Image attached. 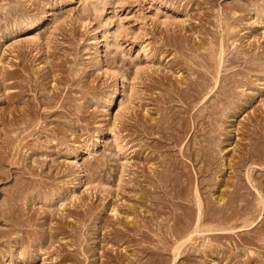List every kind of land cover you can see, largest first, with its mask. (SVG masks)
<instances>
[{"label": "rangeland", "instance_id": "rangeland-1", "mask_svg": "<svg viewBox=\"0 0 264 264\" xmlns=\"http://www.w3.org/2000/svg\"><path fill=\"white\" fill-rule=\"evenodd\" d=\"M232 10L237 14L233 15ZM222 49L233 62H225L220 75L228 74L238 81L234 99L232 103H226L229 104L226 107L237 104L244 107L237 116H233L230 109H224L216 121L219 129L214 133L207 132L217 138L214 140L216 145L213 142L207 146L209 144L205 142L210 151L205 168L210 169H206L205 174L207 194L203 190L200 193H204L205 198L209 196L215 204L217 201L212 197L215 192L220 196L222 192L232 190V184L237 182L236 173L245 175L250 164L241 163L242 168L236 167L239 170L236 173L234 168L227 166L230 162L234 167L240 163L241 154L250 146L251 134L248 132L256 127L260 129L259 125L264 124V0H218L206 4L203 0H0V79L12 71L19 78L7 84L26 85L28 82L24 80L31 77L38 81L41 97H46L48 104L55 103L51 107L39 106L36 108L40 109L39 120L29 122L30 118H25L17 131L12 130L9 123L24 104L23 100L7 102L5 99L10 94L18 95L21 89L10 87L4 91L0 88V116L4 112L3 121L8 122L4 125L0 120V168L1 173L5 170L11 175L0 178V208H5L9 199L15 202L16 198L10 192L23 187L22 192H15L16 209L25 212L22 213L26 219V226L21 227L24 235L14 236H22L21 243L0 244V254L7 251L5 260L11 253L14 256L12 262L8 261L10 264H113L114 260L126 256L133 261L144 259V263L155 257L157 264L165 260L163 264H187L186 261L188 264H264V212L256 213L262 217H259L262 222L258 220V229L238 230L222 237V234L214 237L207 233L205 228L210 229L214 223H206L202 229L207 236L201 229V235L193 234L194 239L182 246L176 261L177 253L172 251L177 242L176 231L169 229L173 234L170 231L167 237L172 242L165 243L163 232L143 227L157 223L152 213L158 206L164 213L158 221H162V217H171L176 206L180 208L179 212L183 208L187 210L185 205L189 206L181 200L188 193L184 191L186 193L180 195L178 189L171 192H177L173 199L161 200L158 206L151 204L148 197L155 190L152 187L155 178L151 179V174L155 170L157 173L162 171L158 165L164 156L172 160L171 163H181L182 168L185 165L182 176L185 180L181 178L185 185L189 175L194 177L191 185L198 184L197 168L183 154L191 141L194 142L192 135L196 122L190 120L192 132L182 148L170 139L164 140L163 133L152 129L158 119L166 116L163 112H167V106L159 104L160 96L165 95L170 83L180 86L178 80L183 74H191L193 78L196 73H205L206 69L198 64L201 58L205 62L209 60L210 71L213 70L208 76L213 78ZM214 92L215 89L208 99ZM53 94L58 96L57 100L51 97ZM49 97L52 99L47 101ZM23 99L36 102L38 95L35 90H29ZM183 106L179 101L171 104L176 113H181ZM197 110L194 109L191 116L198 113ZM172 133L176 131L172 130ZM31 165L38 169L34 174L28 168ZM258 167L254 166L256 174ZM261 172L257 174L259 182L264 181ZM213 183H220L225 188L217 192ZM25 188H29V193L23 190ZM33 190L52 200L42 199V202L39 197H33ZM157 191L164 193L161 189ZM247 192L249 189L241 191L248 196L246 199L243 194L244 203L251 201L256 205L257 190L251 189V197ZM191 194L193 197L194 193ZM114 208L117 211L111 212ZM134 216L138 218V224L131 223ZM105 222H109L106 228L103 227ZM0 226L10 229L4 223ZM192 226L188 229L190 232L195 231V225ZM132 227L144 228L154 241L138 242L131 232ZM153 227L156 229L157 226ZM58 228V232L64 231V234L59 233L51 242L45 243L44 236ZM127 228L129 231H125ZM119 231L128 239H134L128 243L126 238L118 243L111 236ZM204 237L208 238L206 245ZM93 247L94 250L90 249ZM249 250L255 252V256ZM104 251H108L107 256L103 255ZM157 252L164 256L160 257ZM63 256L66 263L60 261Z\"/></svg>", "mask_w": 264, "mask_h": 264}, {"label": "bare ground", "instance_id": "bare-ground-1", "mask_svg": "<svg viewBox=\"0 0 264 264\" xmlns=\"http://www.w3.org/2000/svg\"><path fill=\"white\" fill-rule=\"evenodd\" d=\"M205 1V4L206 3H212V2H217L218 0H203ZM234 9V8H233ZM232 13L233 15H236L237 12L236 11H233L232 10ZM232 45V44H231ZM248 54V53H247ZM221 57H220V64L219 66L217 67L218 69H215L217 71L214 72V76L213 78H210V76H208L209 72L210 74L212 73L211 71L213 70V66H211L212 70L210 71V67H209V60L208 62H205V60L203 58H201V61L198 62V64L200 66H202L203 68L206 69V72L204 73L202 71V73H196L195 71H192V72H195L197 74L196 77H191V74H183L182 76V79L181 80H178V84L180 86H175L173 84H169V87H168V90L167 88L165 89L166 92L165 95L163 96H160L162 97L161 98V102H159V104L161 103L162 105H166L167 107H165L166 111L167 112H163L166 116H162V118L158 119L157 121V124H153L155 126H153V131L157 132L156 130H158L159 132L163 133L165 136L164 137V140L165 138L167 139H170L169 141L171 142H174V145H177L179 147L182 148V144L184 141H186L185 139L189 136V133L190 131L192 132V124L190 123V120H194L193 122H196L195 123V127H194V135H192V137L194 136L195 138H198L195 140L194 138V142L193 140L191 141V144L188 146V149H186L185 152H183L184 154V157H187L189 159H191L194 164H195V167L197 168L196 169V173L198 174V184L195 186H193V184L191 185V183H193V179L194 177L192 175H189V179L187 180V184L185 185V183L183 182V179L182 176H183V169L185 168V165H184V168H182V166L180 167L181 163L179 164H174V163H171L169 159L165 158L164 156V159L161 160L160 164L158 165V167H162V171H159L158 173L155 172L157 170H153V174H151V176H153V178L151 179H154V184L152 185V187L154 186V191H152V195L150 194V196L148 197L151 201V204L153 203L154 206H158L159 204L157 203H160V201L162 200H167L168 201V197H171L173 199V196L176 197V194L174 195V193H177V192H174L173 194H171L172 191H176L177 189L180 191L179 194L181 195L184 191H186L188 194H185V198L183 197V199H181V197H178L177 195V198H180L181 200L185 201L186 203H189V206L185 205V207H187V210L185 208H183L184 210L179 212V207L176 206L175 209L172 210V216L171 217H167L166 218H163L162 217V221H164V223L162 221H158L160 218H161V211L158 207L154 208V211L155 213H152L153 215V219H156L157 220V223H153V225H156V229L153 227V225H149L148 223V226H143L144 228L150 230V231H158L159 233L163 232L164 233V237L162 238L163 241L166 242H169L171 240H169V238L167 237V234L172 231V234H173V230H170L169 229H174L175 234H176V243L175 244V247L172 249V251H175L177 254H175V258L174 260L176 261V259L178 260L177 258V255L179 256V251L180 249L182 248V246L184 244H186L187 242H191L192 241V238H193V234H202L204 233L205 231H203L204 229V225L206 223H209L210 221L214 223L213 227H210L209 228H205L206 232L207 233H212L213 236L215 237L217 234H222L221 237L223 236V234H228L231 232V234H233L232 232H238L239 231H252V230H255L257 227H258V220H259V217H261L260 215L262 214V212H264V181L262 180V182H259V178L257 176L258 173H260L261 171H264V154L262 153V151L264 152V149L262 148V142L264 141V124H260L259 127L260 129H258L256 127V129L254 128L250 130V132H248L250 135V140H249V145L250 146H247L249 147V149H246V152L244 154H241L240 156V163L237 164L235 167L234 165H231V162L230 164L227 166L229 167L230 169L234 168L233 172H238L239 170H237L236 167H239V168H242L241 166V163L242 164H250V165H247L249 166L247 169H245L246 173H245V177L241 174L239 176V172L236 173V183L232 184V187L233 189L232 190H226L224 192H222L220 194V196H217L216 195V192L212 195L213 198H215V200L217 201L216 204L212 201V199L210 200L209 199V196L207 198H205L206 196H204L202 193H200L202 190L203 192L205 191V188L207 189V187H205V175L206 174V169L209 171L208 168H205V162H206V157L209 158V155L208 153H210V151L208 152V147L207 146H210V144L212 145V143L214 142V140L217 138L215 136V139L214 137L212 136H209L207 134V132L209 133H214L217 131V124H216V121L218 120V117L220 115H222L224 113V109L225 111L227 109H230L232 111L231 114H233V116H237L239 111L241 110V107L243 106H239L238 104L235 105L234 107H231V108H227L226 106L229 105V104H226V103H232V99H234V94L235 93V89L237 87L236 83L238 82L237 80L233 79V78H230L227 75L225 74H222V76L220 75L221 73V70L220 69L222 67V65L226 62L230 63L229 61H232L233 59H230V58H227V55H226V51L225 49H222L221 50V53H220ZM196 56V55H195ZM200 58V56H199ZM235 58V57H234ZM237 59H239L238 57H236ZM242 59V58H241ZM207 60V59H206ZM219 61V59H218ZM233 62V61H232ZM196 63V62H195ZM217 64H215L216 66ZM231 65V64H230ZM204 69V70H205ZM226 69V68H225ZM194 70V69H193ZM228 70V69H227ZM8 71V70H7ZM200 72V70L198 71ZM8 74H6L4 77H2V79H0V88H2L4 91H6L8 88L10 87H18L21 89L20 93L18 95H14V94H10L8 96H6V101L7 102H16V101H19L23 102L24 104V107L23 109H20V110H17L16 113L14 114V118L11 120V122L9 123V129L11 127H13L14 129L12 130H16L19 128L20 124L24 123V119L28 117L30 118V120H28L29 122H32L34 119L36 120L37 116L40 115L39 111L40 109H36L38 108L39 106L40 107H43L45 105L47 106H54L53 103L51 104H48V102H46V97H41L42 96V93L41 95L39 94V90H40V87H39V84H38V81H33L32 78H26L24 81H27L28 83L25 85L23 84L22 81L20 83L18 82H13L11 84H7V82H9L10 80H16L19 78V75L18 74H13L12 71L10 72H7ZM194 73V74H195ZM219 75L221 76V79L219 77ZM193 76V75H192ZM47 79V78H46ZM50 80V79H49ZM165 81V80H164ZM214 81V83L212 84L211 82ZM168 82V81H166ZM244 82V81H243ZM174 83V82H173ZM241 83V82H240ZM238 83V84H240ZM245 83V82H244ZM153 84V83H152ZM163 84V83H162ZM162 84L160 83V86H162ZM168 84V83H167ZM157 85V84H156ZM166 85V83H165ZM183 85H185L184 87H182ZM164 86V85H163ZM219 86V87H218ZM243 86V85H241ZM165 87V86H164ZM218 87V88H217ZM217 88V89H216ZM43 89V88H42ZM215 89V92L214 94L208 99V96L209 94H212V92L214 91ZM29 90H35V92L37 93L38 95V99L36 102H33L31 100H25L23 98H25V96H27V91ZM44 90V89H43ZM49 90V89H48ZM2 91V90H0ZM42 91V90H41ZM57 94V93H56ZM22 96L21 98H19L18 96ZM46 95V94H45ZM44 96V95H43ZM51 96V95H50ZM48 97V95H47ZM53 99L55 98L56 100L58 99V96H56L55 94H53V96H51ZM51 97H49V99L47 101H49L50 99H52ZM159 100V99H158ZM249 100V99H248ZM5 101V102H6ZM53 101V100H52ZM51 101V102H52ZM175 101H179L181 102L184 106L182 107V111L181 113H183V115H180L181 113L180 112H174V110H172V107H171V104L172 102H175ZM249 102V101H248ZM244 103V102H243ZM246 103V101H245ZM66 104V103H65ZM67 105V104H66ZM161 105V106H162ZM163 105V107H164ZM175 105V104H173ZM201 105V106H200ZM250 105V104H248ZM46 106V107H47ZM223 106L225 108H223ZM39 107V108H40ZM65 107V105L63 106ZM67 107V106H66ZM244 107V106H243ZM242 107V109H243ZM17 108V107H16ZM196 108H198V113H195L194 115L191 116V112ZM164 109V110H165ZM178 111V110H177ZM242 111V110H241ZM4 112L1 113V116H0V120H4ZM156 116V115H155ZM230 118V117H229ZM38 119V118H37ZM32 120V121H31ZM34 120V121H35ZM39 120V119H38ZM154 120V119H153ZM220 120V119H219ZM261 121V120H260ZM263 121V120H262ZM7 121H3V124L6 125L8 124V122L6 123ZM27 122V121H26ZM25 122V123H26ZM220 122V121H219ZM232 122V121H231ZM218 123V122H217ZM28 123H26L27 125ZM191 124V125H190ZM217 125V126H216ZM220 125V124H219ZM11 126V127H10ZM30 127L31 124H29ZM28 126V127H29ZM146 126V125H145ZM152 126V125H151ZM213 126V127H212ZM256 126V125H255ZM8 127V126H7ZM253 127V126H252ZM22 128V127H20ZM25 128V127H24ZM27 128V127H26ZM208 128V129H207ZM147 129V128H146ZM148 129H150V127H148ZM147 129V130H148ZM27 130V129H26ZM171 131V132H166V131ZM172 130L176 131V133H172ZM240 130V129H239ZM166 133V134H165ZM168 133V136H166ZM248 134V135H249ZM161 138H163L161 135H160ZM160 138V139H161ZM159 139V140H160ZM166 139V140H167ZM191 139V138H190ZM162 141L163 143L166 142V141ZM13 141V140H12ZM218 141V140H217ZM161 142V141H160ZM189 142V141H188ZM205 142L209 145L205 146ZM159 143V142H158ZM215 145H216V142H214ZM165 144V143H164ZM163 144V145H164ZM167 144V143H166ZM247 144V143H246ZM161 145V143L159 144V146ZM196 145V146H195ZM214 145V144H213ZM173 146V145H172ZM168 147V146H166ZM165 147V148H166ZM170 147V146H169ZM212 147V146H211ZM214 147V146H213ZM245 147V146H244ZM158 148V147H157ZM163 148V147H162ZM172 148V147H170ZM180 148V149H181ZM234 148V147H233ZM168 149V148H167ZM173 149V148H172ZM213 149V148H211ZM236 149V148H235ZM263 149V150H262ZM170 150V149H169ZM218 150V149H217ZM172 151V150H170ZM176 151V150H175ZM233 151V149H232ZM238 151V150H236ZM178 152V151H176ZM174 153V152H173ZM212 153H215V152H212ZM238 153V152H237ZM164 154V153H163ZM166 155H170L169 152H167ZM219 155V154H218ZM2 156V155H0ZM34 156V155H33ZM161 156V155H160ZM175 156V155H174ZM163 157V156H161ZM170 157V156H169ZM213 156H211L210 158H212ZM214 158V157H213ZM33 159V158H32ZM171 159V157H170ZM216 159V158H215ZM252 159V160H251ZM34 160V159H33ZM174 160V159H173ZM177 160V159H176ZM210 160V159H208ZM3 161V159H1V162ZM36 161V160H35ZM33 161V162H35ZM226 161V160H225ZM37 162V161H36ZM176 162V161H174ZM211 162H212V159H211ZM40 163V162H39ZM209 163V162H207ZM206 165H209L207 164ZM222 163V162H221ZM233 163V162H232ZM235 163V162H234ZM18 164V163H17ZM183 164V163H182ZM212 164V163H210ZM253 165V167L251 166ZM189 165H187L188 167ZM211 166V165H210ZM220 166V165H219ZM246 166V167H247ZM254 166H259L260 169L257 170V174H256V168H254ZM222 167V165H221ZM245 166L243 165V168ZM258 167V168H259ZM31 174H34L38 169L37 167H35L34 165L32 166H29L28 167ZM257 168V169H258ZM11 169V168H10ZM27 169V168H25ZM154 169V168H153ZM158 169V168H156ZM227 169V168H226ZM217 170V169H216ZM19 171V170H18ZM25 171V170H24ZM221 171V170H220ZM244 171V170H243ZM244 171V172H245ZM5 173H1V168H0V178H3L5 179L6 177L10 176V173H6V171L4 170ZM23 172V171H22ZM228 173V172H226ZM230 173V172H229ZM242 173V172H241ZM263 177H264V173L261 172ZM12 174V173H11ZM185 174V175H186ZM209 174V173H207ZM184 175V176H185ZM210 175V174H209ZM208 175V177H210ZM259 175V174H258ZM213 176V175H212ZM211 176V177H212ZM149 177V176H148ZM207 177V178H208ZM262 177V176H261ZM260 177V179H261ZM183 180H182V179ZM187 178V177H186ZM214 178V176H213ZM220 178V177H219ZM209 180V179H208ZM211 180V179H210ZM215 180V179H214ZM152 181V180H151ZM150 181V182H151ZM152 181V182H153ZM207 182V181H206ZM182 183V184H181ZM149 184V183H148ZM196 184V183H195ZM214 184V183H213ZM207 185V184H206ZM208 185H211V183ZM207 185V186H208ZM215 185V184H214ZM150 186V185H149ZM18 187V186H17ZM212 187V186H211ZM217 187V192H219L218 190H220L221 188L223 189L224 186L221 187V184L218 183L215 185V188ZM23 188V187H22ZM22 188H19L17 189V191H14L17 192V193H20V191L22 190ZM225 188V187H224ZM230 188V186L228 187ZM255 189L257 190V196H258V203H256V205H252V202L248 201V200H251V198H249L247 201L248 203L245 204L244 202H246V194L244 193H241L242 190H248L251 192V189ZM29 188H25L23 189L24 191L26 190L28 193L29 191L27 190ZM36 189V188H35ZM150 189V188H149ZM157 189H161L163 190L164 193L160 192L163 196L160 195V193H157ZM221 189V190H222ZM152 190V188H151ZM36 191V192H35ZM195 191V192H194ZM13 192V191H12ZM22 192V191H21ZM184 192V193H186ZM191 192L194 193L193 197H192V194ZM209 192V191H208ZM211 192V191H210ZM244 192V191H243ZM249 192V193H250ZM253 192V190H252ZM11 193L10 192V195L12 194L14 197L13 198H16L14 199L15 202H13L11 199L7 200V203L5 206V208H0V223H4V225L8 226L6 228H9V230H6V229H2L0 228V244H3V243H11V246H12V242L14 241V245L15 244H18L19 242L21 243V240H20V237L22 236H18L17 237H14L15 235H18L21 233L23 234L24 233V230L22 229L25 224V220L24 219V215L23 213L25 212H21V211H18V209H16V202H17V195L16 193ZM26 193V192H25ZM35 197H39V199L42 201V199L45 201V200H48V201H51L52 199L51 198H47L46 196L47 195H43L42 192H39L37 190H33L31 192ZM149 193V192H148ZM147 193V194H148ZM151 193V192H150ZM206 193V191H205ZM248 193V192H247ZM248 193V194H249ZM23 194V193H22ZM168 194V195H167ZM207 194V193H206ZM210 194V193H209ZM243 194L245 195L246 199L243 198ZM247 194V195H248ZM251 194V193H250ZM249 194V195H250ZM253 194V193H252ZM154 195V196H153ZM254 195V194H253ZM54 196V195H53ZM148 196V195H147ZM192 197V198H191ZM251 197V195H250ZM60 198V197H59ZM170 199V198H169ZM245 199V201H244ZM255 199V198H254ZM34 200V198L32 199ZM63 200V199H62ZM253 200V199H252ZM19 201V200H18ZM37 201V200H36ZM42 201V202H44ZM148 201V200H147ZM33 202V201H32ZM61 202V198H60V201ZM145 202V201H144ZM171 202V201H170ZM177 202V201H176ZM47 203V201H46ZM173 203V202H172ZM171 203V204H172ZM48 204V203H47ZM61 204V203H60ZM62 204L63 201H62ZM179 204V203H178ZM181 204V203H180ZM194 207H193V205ZM50 205V204H49ZM163 205V204H162ZM51 206V205H50ZM170 207V206H169ZM174 207V206H173ZM181 207V206H180ZM183 207V206H182ZM116 212L117 209L115 210H111V212ZM169 212V211H168ZM260 215H257L256 213H258ZM74 212H72L71 215H73ZM115 214V213H113ZM142 214V213H141ZM164 213H162L163 215ZM171 214V213H170ZM118 216V215H117ZM53 218V217H52ZM262 218V217H261ZM102 219V218H101ZM105 220V219H104ZM103 220V221H104ZM132 224H138V218L136 216H134L133 220H131ZM151 222V221H150ZM173 222V223H171ZM259 222H262L259 220ZM107 223L109 222H105V226H103L104 228L107 227ZM23 224V225H22ZM101 224V223H100ZM195 225V230L194 232H190L188 229L192 226V225ZM130 225V223H129ZM264 225V224H262ZM26 226V225H25ZM109 226V224H108ZM128 226V224H127ZM134 226V225H133ZM137 226V225H135ZM1 227V226H0ZM18 227V228H16ZM22 227V228H21ZM193 227V226H192ZM262 227V226H261ZM4 228V227H3ZM103 228V229H104ZM126 228V227H125ZM144 228H137V227H132L130 229H132L131 232H133V234L135 236H137L138 238V242L142 241V240H153L152 236L148 235V233L143 230ZM203 228V229H202ZM191 229V228H190ZM203 231H201V230ZM258 229V228H257ZM57 231L55 232H49L47 233L44 237H45V240H43L44 242L47 241V242H51L52 239H54L60 232H58L60 229H56ZM129 231V229L127 228L125 231ZM189 231V232H188ZM202 233H201V232ZM101 232V231H100ZM108 232V231H107ZM112 232V231H111ZM116 232V231H115ZM157 232V233H158ZM205 232V235L207 236ZM247 232L245 234H247ZM64 234V231L62 232ZM60 233V234H62ZM241 233V232H240ZM239 233V234H240ZM264 233V232H263ZM59 234V235H60ZM238 234V235H239ZM244 234V233H243ZM261 234V233H260ZM24 235V234H23ZM58 235V236H59ZM100 235V234H99ZM107 235V234H106ZM171 235V234H170ZM236 234V236H238ZM131 236V235H130ZM173 236V235H171ZM218 236V235H217ZM225 236V235H224ZM232 236V235H231ZM235 236V235H234ZM104 237V236H103ZM112 238H114L116 241H119L118 243L123 242V240H126V238L128 239L129 237H125L120 231L119 233H116L113 236H111ZM170 237V236H169ZM209 237V236H208ZM212 237V236H210ZM209 237V238H210ZM228 237V236H226ZM110 239V237H108ZM111 238V239H112ZM133 238V237H132ZM131 238V239H132ZM172 238V237H170ZM219 238V237H218ZM257 238V237H256ZM262 238V237H260ZM131 239H128V243L129 241H131ZM134 239V238H133ZM194 239V238H193ZM103 240H105V237L103 238ZM174 240V238H173ZM204 240H205V245L207 244L208 242V238L204 237ZM34 241V240H33ZM76 241V240H75ZM101 241H102V238H101ZM112 241V240H111ZM114 241V240H113ZM154 241V240H153ZM153 241H150V242H153ZM252 241V240H251ZM250 241V242H251ZM254 241V240H253ZM252 241V242H253ZM38 242V241H37ZM44 242H43V245H44ZM106 242V241H105ZM136 242V241H135ZM137 242V243H138ZM143 242V241H142ZM172 242V241H171ZM169 242V243H171ZM248 242V241H247ZM42 243V242H41ZM46 243V242H45ZM53 243V242H52ZM127 243V242H126ZM144 243V242H143ZM249 243V242H248ZM255 243V242H254ZM49 244V243H47ZM46 244V246H47ZM153 244V243H152ZM100 245H101V242H100ZM151 245V244H150ZM158 245V244H157ZM169 245V244H168ZM187 245V244H186ZM197 245V244H196ZM10 246V244H9ZM11 246L9 247V249L11 248ZM154 246V245H153ZM163 246V245H162ZM19 247V245H18ZM24 247V246H23ZM23 247H21L23 249ZM95 247V246H94ZM90 248L92 250H94L95 248ZM167 247V246H166ZM201 247V246H200ZM104 248V247H103ZM150 248V247H149ZM154 248V247H153ZM158 247H156L155 249H157ZM163 248V247H162ZM43 250V248H40ZM39 249V250H40ZM105 249V248H104ZM140 249V248H139ZM138 250V249H136ZM148 250V249H147ZM154 250V249H152ZM182 250V249H181ZM62 250H60L61 252ZM109 251V250H108ZM107 251V252H108ZM113 251V250H112ZM157 251H160V250H157ZM250 251V254L252 256H255V252H253L252 250H249ZM2 253L0 254L1 258L0 259V264H10V262H12L13 260V256L14 254H11L9 253L8 257L9 259H6L5 260V256L7 255V251H1ZM11 252V251H10ZM106 251H104L103 255L107 256L108 253ZM137 252V251H136ZM139 252V251H138ZM141 252H143L142 254H144V250H141ZM152 252V251H151ZM146 253V251H145ZM148 253V251H147ZM150 253V252H149ZM153 253V252H152ZM160 252H157V254H159ZM173 253V252H172ZM197 253V252H196ZM139 254V253H137ZM151 254V253H150ZM154 254V253H153ZM155 254V256L157 255ZM160 257L163 255L162 253H160ZM148 255V254H147ZM68 256V255H67ZM75 256V255H74ZM146 258V255H144ZM150 256V255H149ZM164 256V255H163ZM12 257V258H11ZM123 257V256H122ZM127 257V256H126ZM126 257H123V259L121 260L120 258L118 260H114L115 262L113 264H155L156 260L154 261V259H150L149 258V261L147 263H144V259H142L143 261L141 260H137L134 261L132 260V258H126ZM29 258V257H28ZM62 258V256H61ZM68 258V257H67ZM140 259V257H138ZM143 258V257H142ZM153 258V257H152ZM163 258V257H162ZM191 259V258H190ZM58 260V259H57ZM66 257L63 256V259L60 260L62 263H66ZM128 260V262L126 261ZM148 260V259H147ZM164 260V259H163ZM10 261V262H8ZM31 261V260H30ZM78 261V260H77ZM166 261V260H165ZM164 261V262H165ZM188 261H189V257H188ZM75 262V261H74ZM80 262V261H79ZM158 262V261H157ZM160 262V261H159ZM162 262V264L164 263ZM168 262V261H167ZM173 262V261H172ZM182 262V261H181ZM77 263V262H76ZM106 263V262H105ZM110 263V262H109ZM169 263V262H168ZM167 263V264H168ZM186 263L188 264V262L186 261ZM253 263V262H252ZM59 264V263H57ZM108 264V263H107ZM157 264V263H156ZM182 264V263H181ZM251 264V263H250Z\"/></svg>", "mask_w": 264, "mask_h": 264}]
</instances>
